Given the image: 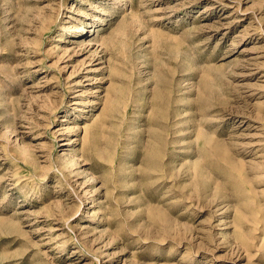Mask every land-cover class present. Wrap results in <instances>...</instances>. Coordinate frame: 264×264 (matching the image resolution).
I'll list each match as a JSON object with an SVG mask.
<instances>
[{"label": "rangeland", "instance_id": "obj_1", "mask_svg": "<svg viewBox=\"0 0 264 264\" xmlns=\"http://www.w3.org/2000/svg\"><path fill=\"white\" fill-rule=\"evenodd\" d=\"M0 264H264V0H0Z\"/></svg>", "mask_w": 264, "mask_h": 264}]
</instances>
